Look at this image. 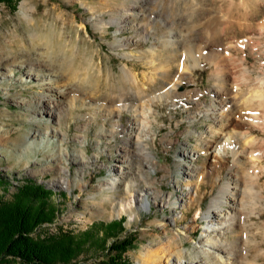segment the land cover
I'll use <instances>...</instances> for the list:
<instances>
[{
    "label": "rangeland",
    "instance_id": "obj_1",
    "mask_svg": "<svg viewBox=\"0 0 264 264\" xmlns=\"http://www.w3.org/2000/svg\"><path fill=\"white\" fill-rule=\"evenodd\" d=\"M22 1L0 3V70L14 73L0 80V174L7 180L1 193L8 191L10 199L27 177L58 192L53 199L59 215L32 237L80 234L96 222L125 218L126 233L136 238L125 255L132 264H143L148 250L170 241L183 262L203 256L204 212L235 165L232 153L219 160L215 147L236 131L227 123L256 114L264 119V0H28L32 21L21 13ZM113 17L125 27L112 23ZM172 32L174 45L167 44ZM199 49L198 58L206 59L193 67ZM212 55L217 65L210 63ZM187 68L195 83L178 79ZM217 72L228 105L207 113L217 106ZM194 89L199 104L189 102ZM45 96L63 103L50 109ZM220 114H228L222 126ZM262 126L245 131L264 140ZM122 150L130 153L127 159ZM75 153H84L85 160ZM239 171L256 183L252 162ZM62 175L70 187L54 184ZM112 180L115 188H109ZM189 191L198 195L182 208ZM252 220L251 239L264 252V230L258 229L263 220ZM106 254L95 243L71 264H108ZM257 261L264 264V253ZM0 264L26 263L9 256ZM156 264L169 263L164 257ZM170 264H177L175 253Z\"/></svg>",
    "mask_w": 264,
    "mask_h": 264
},
{
    "label": "bare ground",
    "instance_id": "obj_2",
    "mask_svg": "<svg viewBox=\"0 0 264 264\" xmlns=\"http://www.w3.org/2000/svg\"><path fill=\"white\" fill-rule=\"evenodd\" d=\"M28 3H29L28 0H23L20 4V9H21V13L27 19L32 21L33 20V15L31 13L32 9H31V7H29ZM111 21H112V23L120 24L119 27H121V28L125 27V25H124L125 21L124 20H119L118 18L113 17V19H111ZM101 23H102V25L106 24L103 19H102ZM171 34L172 35L169 37V39H167L168 40L167 44L174 45L175 44V35L173 32ZM163 39H165V38L163 37ZM184 40H185V37H184ZM190 41H192V40H190ZM168 46L169 45H167L166 47H168ZM159 48L162 49L161 47H159ZM203 50L204 49H199L198 51H196L192 54V58L194 61L193 67L201 66V62H203V59H206V57L201 58V59L198 58V55H200V54L202 55ZM161 52H159V53H161ZM133 55H135V54H133ZM161 55H163V54H161ZM136 57H137V55H136ZM139 57H143V56H139ZM165 60H167V62H168L169 59H165ZM176 60H178V59H176ZM150 61L152 64H155L154 59H151ZM209 61H210V63L217 65V55L210 56ZM169 63H167V64L169 65ZM177 63H179V61H177ZM124 65H126V64H124ZM130 68H128V67L124 68L125 73L129 76L133 75V73L131 72L132 69L130 70ZM171 68H172V66H171ZM122 69H123V67H122ZM157 69H158V67H157ZM159 70H161V69H159ZM169 73L171 74V72H169ZM238 73H240V72L238 71ZM238 73H237V76H239ZM12 75H14L13 72L9 73V74H5L0 70V80L6 79L8 76H12ZM240 75H241V73H240ZM129 76H128V78H129ZM136 77H137V75H136ZM151 77L152 76H150V79H153ZM178 77H179L178 79L180 81L190 80L194 83L196 82V80L194 78V71L192 70V68H190L189 70L187 68L185 70V73L179 75ZM215 77L217 80V90H216V96H215L216 101H217V106L211 105V109L208 110L207 113H211V112L219 113L220 109H222L228 105L227 99L224 98L225 88L224 87L222 88V86H225V85H222V83H221V79H222L221 73L219 72L218 74H216ZM236 78H238L239 82L241 81V80H239V78L243 79L242 77H236ZM155 79H157V77ZM137 82H138V79H137ZM141 83H143V82H141ZM225 83H226V80H225ZM176 86L177 85H172L171 88L175 89ZM194 92H196V93L190 95L189 102L191 104H199L198 98H196V97L200 93L197 89L196 90L194 89ZM63 93H64V90H60L57 96L59 97V94L62 95ZM145 93H146V91H145ZM261 94H260V96H261ZM58 97H56V96L46 97L45 96L44 100L47 102L46 106H48V108H50V109H54L55 106H57V105H58L57 107H59L63 103V101H60V99ZM258 97L254 98V96H253L254 100H257L260 98V97L259 98ZM163 98H164V95L157 96V97L153 98V101H156L157 99L161 100ZM262 99L264 100V98H262ZM262 99H261V101H262ZM249 100H251V99H249ZM259 105H260V103H259ZM262 105L263 104H261V106ZM144 115L147 116L146 114H144ZM226 116H228V114ZM226 116L220 114L217 117V122L221 123L220 126H222L224 124V122L227 120ZM251 117H252V120H248L246 122H237L236 121V122L227 123V125H226L227 128H233L236 131L235 132L228 131L226 136H224V135L222 136L223 139H225L223 141V143H221L220 145H217L215 147V149H217V156L219 157V160L223 159V157H222L223 155L232 153V156L234 157L235 165L233 167H230V169L232 170V173H230V175H231L230 178L228 180H226V182H224V183L222 182L223 185H222L219 193L217 194L216 197L213 198L210 207L204 212V219L207 222V225L205 227L204 234H203V237H202L201 242H200L201 246L199 249V252L203 256L198 255L194 261L183 262L181 260V256L183 255V253L180 251L176 252V251L172 250L171 249L172 242L170 241L169 245L161 244L159 249H157V250H154V251L148 250L142 258L143 264H156L157 262L161 261L164 257L168 259V263L170 264L172 261L173 253H175L177 256V264H255L258 262L257 260L259 259V257L264 252H263L262 248L260 247V244L256 240L251 239V236L253 234L252 230H251V225H252V223H254L252 220V215H257V216L259 215V217L263 220V222L261 224H259L260 226L258 227V229L260 231L264 230V182L260 184V181H262V178L264 177V164H262L264 162V140H262V139L260 140L258 138H255L256 135H255V137H251L250 133L246 132L245 129L250 128L252 126H255V127L261 126L263 129L262 125L264 124V119L257 114L251 115ZM215 127L214 128L210 127V129L212 128L213 130H215L216 129ZM220 128H221L222 132L226 131L223 129V127H220ZM228 130H230V129H228ZM218 131L219 130L217 129V132ZM214 133H216V132H214ZM223 134H225V132ZM239 135L241 136L242 140L245 139V141L243 140L245 142V144H244V142H243V144H241V141H240L241 139H240ZM247 145H249V146L251 145V147H250L251 151H250L249 158L244 160V157L241 158V156H242V154H244L246 152ZM121 152H123L122 153L123 159H127V157L130 156V153L126 150H122ZM248 154H249V152H248ZM73 155H74L75 159L80 157L82 160H85L84 153H81V154L75 153ZM246 161L252 162L253 167L255 165V172L257 170L255 178H257L256 183L259 185L258 189H256L257 185L255 182L249 183V180L245 179L246 175L244 174V172L240 173V171H239V168L242 165L244 166L246 164ZM220 167H221V165H220ZM196 170H197V168L194 171H196ZM62 171H64V173H65L67 171V168L63 167ZM62 177H63V175H62ZM62 177L58 181H54V184L62 183L64 185H67V187H70L71 186V180L69 179V177L68 178H65V177L62 178ZM249 178H250V176H249ZM109 184H110L109 188H115L116 181L112 180ZM246 190H248V192ZM197 195H198L197 191L196 192H194V191L187 192L186 193L187 198L183 200L184 203L181 205L182 208H186V207L189 208L192 205V203H191L192 200L194 198H196ZM142 203H144L147 206L148 201L144 202V200H142ZM228 205H230V206H228ZM227 206L230 207L231 209L228 210L226 208ZM201 210H202V206H201V204H199V209H198L197 213L200 214ZM257 212H259V213H257ZM243 216H244V220L242 221L241 217H243ZM243 232H246L248 234V237H246V238L242 237ZM253 235H255V233ZM178 248H180V247L178 246ZM253 250H256V253L255 252L253 253L254 255L252 254ZM251 255H253L252 258H251Z\"/></svg>",
    "mask_w": 264,
    "mask_h": 264
},
{
    "label": "trees",
    "instance_id": "obj_3",
    "mask_svg": "<svg viewBox=\"0 0 264 264\" xmlns=\"http://www.w3.org/2000/svg\"><path fill=\"white\" fill-rule=\"evenodd\" d=\"M20 0H0L16 5ZM7 180L0 174V259L14 257L26 264H71L92 244L105 247L108 264H132L126 253L135 248L136 238L126 233V219L109 223L96 222L90 229L80 234L35 240V230L52 223L60 213V206L53 197L54 189L32 178H25L16 186L13 198L1 193ZM126 235L124 236V234Z\"/></svg>",
    "mask_w": 264,
    "mask_h": 264
}]
</instances>
